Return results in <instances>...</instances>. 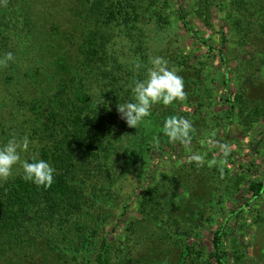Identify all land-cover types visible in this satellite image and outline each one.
I'll use <instances>...</instances> for the list:
<instances>
[{
	"label": "trees",
	"instance_id": "16d2710c",
	"mask_svg": "<svg viewBox=\"0 0 264 264\" xmlns=\"http://www.w3.org/2000/svg\"><path fill=\"white\" fill-rule=\"evenodd\" d=\"M176 1L173 12L167 10L168 0L0 2V55L14 56L0 69V143L29 123L30 115L16 119L27 107L37 123L27 136L55 168L49 187L23 180L19 171L0 182V264H139L133 257L136 242L159 247V258L171 253L179 264L195 260L194 226L165 205V180L156 175L153 152L166 144L163 112L159 109L135 129L116 110L131 100L130 86L144 78L151 57L166 58L180 75L187 54L178 48L179 23L193 43L211 49L225 65L222 51L200 41ZM212 2L200 0L205 8ZM230 5L229 14L241 30L235 40L259 56L264 0H231ZM60 15L71 26L62 22L64 30H59ZM249 61L242 70L261 75L264 63ZM228 82L224 77L222 86ZM227 90L222 101L228 124L235 106ZM247 107L250 117L256 109L262 112L255 102ZM225 159L231 161L230 155ZM238 167L257 174L254 167ZM260 177L249 180L244 206L261 196ZM122 203L133 213L124 226L114 218ZM227 235L224 224L212 240L208 256L217 264H229ZM205 253L197 251V258Z\"/></svg>",
	"mask_w": 264,
	"mask_h": 264
},
{
	"label": "rangeland",
	"instance_id": "374dc122",
	"mask_svg": "<svg viewBox=\"0 0 264 264\" xmlns=\"http://www.w3.org/2000/svg\"><path fill=\"white\" fill-rule=\"evenodd\" d=\"M180 2L187 21L197 32L200 41L209 43L217 51L221 50L225 65L218 61L211 49L203 44L199 46L193 43L179 23L180 28L176 30L178 48L187 54L180 73L187 98L169 106L155 105L152 114L157 115L160 109L164 116L163 122L169 116L190 119L194 132L190 145L169 143L167 137L163 136L166 144L161 143L153 152L155 158H158L156 175L165 180L164 203L170 210L176 209L183 221L194 226L197 233L195 240L190 241L191 244L194 241L197 243L193 253L195 260H186L184 264H217L208 253L212 250L216 229L224 224L228 228V235L224 239L229 249L226 261L229 264H264V188L261 196L251 201L248 207L243 204L248 197L246 187L249 180H259L260 175L264 177V66L261 75L254 74L251 69L247 72L242 70L249 60L264 63V50L257 56L256 51L235 40L241 35V30L234 25L229 14L231 0H210V8H205L200 0ZM176 3V0H168L167 10L175 11ZM232 14L236 15L234 11ZM65 16L60 15L59 20L55 19L59 30H64L62 22H67L70 26L72 24ZM228 17L229 20H226ZM58 47L67 48L62 43ZM224 77L229 81L226 86H222ZM226 90L232 92L231 103L235 106L228 124L225 111L227 105L222 101ZM254 102L262 112L256 109L250 117V108L247 106ZM5 103L10 106L9 101ZM30 111L26 107L18 113L17 120L30 115L29 123L19 125L11 133L19 136L31 133L37 123ZM222 138L230 146L231 161L223 157L218 147H213V143L219 144ZM194 154L205 156L204 166L197 167L190 162L189 158ZM221 159L225 163L220 164ZM212 160L217 162L209 166L207 162ZM239 163L254 167L257 174L241 170ZM116 209L114 218L119 225L124 226L133 217L131 208L122 203ZM236 210H241L242 213L236 214ZM136 243L133 245H137L138 252L133 257L138 258L139 264L178 263L171 253L159 258V247L154 249L151 243ZM200 249H206L203 258H197L196 252L201 253Z\"/></svg>",
	"mask_w": 264,
	"mask_h": 264
},
{
	"label": "clouds",
	"instance_id": "9594fccd",
	"mask_svg": "<svg viewBox=\"0 0 264 264\" xmlns=\"http://www.w3.org/2000/svg\"><path fill=\"white\" fill-rule=\"evenodd\" d=\"M12 61H14L12 52L0 55V69L8 67ZM149 65L145 69L144 78L134 81L130 86L131 100L116 105L120 119L129 128H138L141 122L152 114L155 105L169 106L187 98L183 77L177 74L176 69L169 67L166 58L151 57ZM162 131L169 143L190 145L194 127L190 119L169 116L163 122ZM154 146H157L155 142ZM213 147H218L225 158L231 151L226 143H213ZM189 159L197 167L205 164V156L201 154H194ZM216 162L212 160L207 163L211 166ZM219 163L223 164L225 160L221 159ZM17 171L22 173L23 180L38 187H49L54 182L55 168L46 159L40 157L27 135L12 134L5 142L0 143V182L7 181Z\"/></svg>",
	"mask_w": 264,
	"mask_h": 264
}]
</instances>
